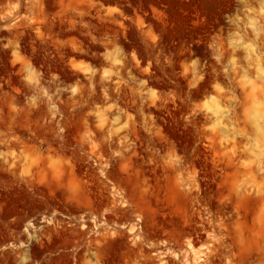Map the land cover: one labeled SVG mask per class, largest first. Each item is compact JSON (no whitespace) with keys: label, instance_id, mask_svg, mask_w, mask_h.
Listing matches in <instances>:
<instances>
[{"label":"rangeland","instance_id":"obj_1","mask_svg":"<svg viewBox=\"0 0 264 264\" xmlns=\"http://www.w3.org/2000/svg\"><path fill=\"white\" fill-rule=\"evenodd\" d=\"M0 264H264V0H0Z\"/></svg>","mask_w":264,"mask_h":264}]
</instances>
